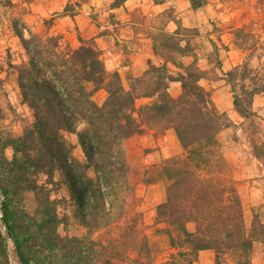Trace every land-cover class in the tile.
Returning a JSON list of instances; mask_svg holds the SVG:
<instances>
[{
	"label": "rangeland",
	"instance_id": "rangeland-1",
	"mask_svg": "<svg viewBox=\"0 0 264 264\" xmlns=\"http://www.w3.org/2000/svg\"><path fill=\"white\" fill-rule=\"evenodd\" d=\"M50 1L0 0V140L22 136L34 122L33 111L23 102L18 86V68L28 59L15 34V23L26 26V37L29 33L47 32L77 48L84 23L74 16L82 17L85 11L87 18L99 22L106 8L100 10V6L92 4L93 0H68L67 3L80 6L75 8L73 17L62 19L66 17L62 14L65 6L59 12L55 9L46 13L36 7ZM111 1L113 6L114 0ZM127 1L139 2L125 0L118 8L123 6L122 12L129 14L133 29L150 39L151 58L145 71L150 65L166 64L170 74L177 77L180 69L173 63H178L202 73L198 84L224 125L215 136L217 146L209 164L198 170L193 162L187 163L191 173H195L192 180L202 181L204 187L208 186V193L221 189L235 201L241 213L242 231L226 236L211 230L206 234L207 228L200 221L183 212L184 208L188 211L198 205L197 198H184L187 186L177 185V175H173L184 167L187 153L170 124L162 122L154 126L143 124L142 132L123 142L127 186L115 193L108 215L88 216L92 229L84 227L61 171H55L52 178H36L54 204L57 234L81 240L77 247L84 252L85 264H237L239 253L226 251L218 261L214 250H203L211 252V258L194 247L201 240H231L238 236L254 241L247 255L250 264H264V0H206L197 9L191 7L190 0H152L161 5L148 22L128 10ZM100 51L106 70L118 73L127 90L145 72L133 77L122 70L113 51ZM168 92L177 98L182 92L181 83L169 82ZM249 94L252 114L243 117L234 106V98L238 96L246 103ZM106 97L102 89L94 93L93 100L102 105ZM152 101L140 99L137 108ZM84 127L81 125L79 131ZM64 138L71 145L72 157L81 165L86 164L77 135L65 132ZM4 156L12 160L11 147L4 150ZM83 173L94 177L92 169ZM36 206L33 192H22L13 198L11 210L20 230L31 225ZM31 246L34 251L40 250L34 241ZM0 264H20L1 220Z\"/></svg>",
	"mask_w": 264,
	"mask_h": 264
},
{
	"label": "trees",
	"instance_id": "trees-1",
	"mask_svg": "<svg viewBox=\"0 0 264 264\" xmlns=\"http://www.w3.org/2000/svg\"><path fill=\"white\" fill-rule=\"evenodd\" d=\"M124 1L114 0L113 7ZM205 3L206 0H190L193 9ZM79 6L69 2L62 14L73 17ZM14 30L28 59L18 68V86L23 102L33 111L34 122L22 136L0 140V220L20 264H85L84 252L77 247L81 240L57 234L54 204L36 178L39 175L52 178L55 171H61L84 227L92 229L88 216L108 215L115 193L127 186L122 144L142 132L143 124L154 126L168 122L187 153L184 167L173 175H177V185L187 186L183 190L184 198H197L198 205L188 211L184 208L183 212L200 221L207 228L206 234L210 230L225 236L242 231L241 213L235 201L226 197L221 189L208 193V186L204 187L202 181L192 180L195 173H191L187 163L193 162L198 170L209 164L217 146L215 136L224 125L211 110L208 95L198 84L203 76L197 68L173 63L180 69L174 77L166 64L150 65L127 90L118 73L106 70L102 53L94 41L79 39L80 46L72 48L59 35L29 33L26 37V26L18 23ZM172 81L181 83L182 92L177 98L168 92ZM102 89L107 97L98 105L93 95ZM248 96L246 103L238 96L234 98V106L243 117L252 114L251 95ZM143 98L153 101L137 108V101ZM81 125L85 127L79 131ZM65 132L77 135L86 164L81 165L72 157ZM7 147L13 150L12 160L4 156ZM85 169H92L94 177L86 176ZM165 171L170 175L169 169ZM22 192H33L37 206L30 218L31 225L20 230L11 206L13 198ZM33 241L40 250L32 249ZM253 244V240L238 236L231 240H201L194 248L196 251L214 250L218 261L226 251L239 253L237 264H250L247 255Z\"/></svg>",
	"mask_w": 264,
	"mask_h": 264
},
{
	"label": "crops",
	"instance_id": "crops-1",
	"mask_svg": "<svg viewBox=\"0 0 264 264\" xmlns=\"http://www.w3.org/2000/svg\"><path fill=\"white\" fill-rule=\"evenodd\" d=\"M135 1L139 2L137 4L133 1H127L125 3L126 6L128 4L130 5L128 10L136 12L135 14L138 16L140 15L142 19L145 17V21L147 22L151 17L157 14L156 10L161 5L154 3L152 0ZM67 2L68 0H51L46 4L43 3L36 7H41V10L45 13L46 11L51 12L55 9H58L59 12V10H61ZM111 3V0L92 1V4H96L101 7L99 8L100 10H102V7H106L101 12L99 22L97 20L93 21L90 20V18H87V16H85L87 14L85 11L83 12L85 15L82 17L74 16L84 23V27H80L81 38L88 41H94L99 50L113 51L115 53L114 59H117L120 63H122V70H127L133 77H139L145 71L147 60L151 58L149 52L150 39L147 34H143L142 32L137 33L135 28L133 29V22L131 23L129 14L122 12V9H124L123 6L119 8L113 7L111 6ZM42 16H45V14ZM69 17L70 16L66 15V17H63L62 19ZM131 17H133V15H131ZM201 253H207L211 256V258L213 256V254L209 251H203Z\"/></svg>",
	"mask_w": 264,
	"mask_h": 264
}]
</instances>
